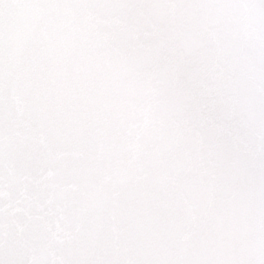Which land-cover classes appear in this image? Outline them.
Segmentation results:
<instances>
[{"label":"snow or ice","instance_id":"obj_1","mask_svg":"<svg viewBox=\"0 0 264 264\" xmlns=\"http://www.w3.org/2000/svg\"><path fill=\"white\" fill-rule=\"evenodd\" d=\"M0 264H264V0H0Z\"/></svg>","mask_w":264,"mask_h":264}]
</instances>
